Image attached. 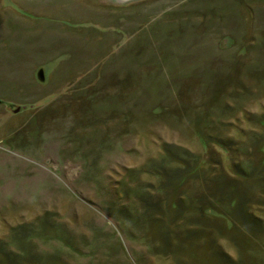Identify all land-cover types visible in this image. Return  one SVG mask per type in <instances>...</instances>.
Segmentation results:
<instances>
[{
	"label": "rangeland",
	"instance_id": "1",
	"mask_svg": "<svg viewBox=\"0 0 264 264\" xmlns=\"http://www.w3.org/2000/svg\"><path fill=\"white\" fill-rule=\"evenodd\" d=\"M3 240L24 264H264V0H0Z\"/></svg>",
	"mask_w": 264,
	"mask_h": 264
},
{
	"label": "trees",
	"instance_id": "2",
	"mask_svg": "<svg viewBox=\"0 0 264 264\" xmlns=\"http://www.w3.org/2000/svg\"><path fill=\"white\" fill-rule=\"evenodd\" d=\"M217 140L216 141H214V145H216V146H219V147H223L224 149H227V148H225V139H219V138H216ZM219 143H220V145H219ZM202 162V161H201ZM200 163V161H198L197 160V158H195V157H193V164L195 165V166H199L200 168H201V166H203L202 164H199ZM180 180V176L179 175H177L176 176V182L177 181H179ZM213 185H214V187L216 186V187H218V188H220V189H225V188H228V184L225 182V183H223L222 184V182H220L219 180H214L213 181ZM224 186V187H223ZM208 189V188H207ZM222 192V193H221ZM220 193L221 194H223V191H220ZM231 197V196H230ZM236 203V202H235ZM235 203H234V205H235ZM206 205H207V202H206ZM205 205V206H206ZM207 210H210V209H208L207 208ZM235 211H237V212H241V213H244L243 212V209L241 210V208L240 209H238V210H236L235 209ZM232 223V222H231ZM42 227V226H41ZM43 228V227H42ZM32 231V232H31ZM29 233H28V236H32V235H34V234H38V233H40V231H41V228H40V226H36L33 230H31ZM20 234V233H19ZM36 234V235H37ZM24 234L22 233V235L20 234L19 235V237L20 236H23ZM18 237V238H19ZM32 237H34V236H32ZM20 240H22V239H20ZM19 239H18V241H20ZM0 245H3V246H0V264H24L23 262H24V260H26L27 258H28V256H29V254L28 255H26V253L24 252V251H22L21 249H18V252H14L13 250H12V247H11V244H9L8 242H5L4 240L3 241H1L0 242ZM15 245V244H14ZM11 248V249H10ZM19 254H21V256L19 255ZM21 257H25V259L24 260H21ZM27 257V258H26ZM33 258L36 260V259H39V261L41 260V257H40V255H38V256H33ZM45 260H46V258H45ZM44 260V258H43V261H45Z\"/></svg>",
	"mask_w": 264,
	"mask_h": 264
},
{
	"label": "flooded vegetation",
	"instance_id": "3",
	"mask_svg": "<svg viewBox=\"0 0 264 264\" xmlns=\"http://www.w3.org/2000/svg\"><path fill=\"white\" fill-rule=\"evenodd\" d=\"M21 108H22V107H21ZM21 108H20V109L18 108V109H17V112H19L20 110L22 111L23 109H21ZM10 111H13V109L11 108Z\"/></svg>",
	"mask_w": 264,
	"mask_h": 264
}]
</instances>
